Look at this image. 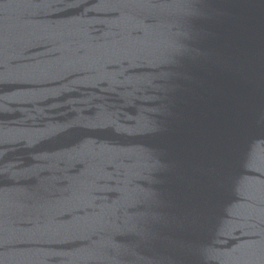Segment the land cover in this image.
I'll list each match as a JSON object with an SVG mask.
<instances>
[{
    "label": "water",
    "instance_id": "obj_1",
    "mask_svg": "<svg viewBox=\"0 0 264 264\" xmlns=\"http://www.w3.org/2000/svg\"><path fill=\"white\" fill-rule=\"evenodd\" d=\"M0 264H264V0H0Z\"/></svg>",
    "mask_w": 264,
    "mask_h": 264
}]
</instances>
